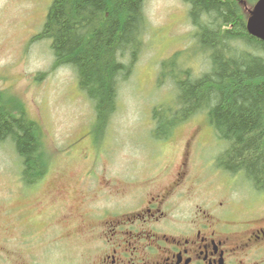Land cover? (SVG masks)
Returning <instances> with one entry per match:
<instances>
[{"label":"rangeland","instance_id":"rangeland-1","mask_svg":"<svg viewBox=\"0 0 264 264\" xmlns=\"http://www.w3.org/2000/svg\"><path fill=\"white\" fill-rule=\"evenodd\" d=\"M52 1L0 0V89L20 98L28 115L42 126L53 161L48 179L53 180L56 193L49 191L50 181L38 192L21 181L22 160L15 144L9 139L0 142V264H24L23 260L31 264L33 252H37L40 264H65V241L52 236L49 242L38 244L34 234L47 227L43 219H62L66 211L77 218L78 207L87 210L89 199L84 204L81 198L84 188L80 175L84 170L100 168L99 186L113 184L121 192L113 200L100 199V193H95L93 205L117 207L118 212L135 211L145 205L152 191L175 180L187 144L195 137L199 141L190 149L188 172L180 183L183 195L176 197L174 216L193 217L199 206L208 208L210 203L223 201L231 204L235 219H264V192L255 194L244 172L229 173L231 177L216 166L228 141L218 137L207 115L191 117L173 130L170 140L161 142L153 133V108L167 109L176 99L178 89L171 77L178 75L177 70L184 66L197 77L209 68L208 53L196 39L184 0H144L147 27L141 35L140 53L129 77L120 82L117 108L104 132L96 130L94 103L80 89L74 67L56 64L50 38H33L42 31ZM241 8L246 11L245 5ZM178 52L181 55L166 70L168 77L160 82L162 61ZM145 169L148 171L139 175ZM128 192L131 200L125 202L123 194L127 196ZM257 200L256 209L247 208L248 202L252 205ZM234 202L246 205V209ZM22 217L39 220L40 226L21 225L25 231L14 228L13 220ZM73 246L71 241L66 248L70 264L75 257L76 264H94L85 249L80 252ZM4 249L10 251L7 258Z\"/></svg>","mask_w":264,"mask_h":264},{"label":"trees","instance_id":"trees-1","mask_svg":"<svg viewBox=\"0 0 264 264\" xmlns=\"http://www.w3.org/2000/svg\"><path fill=\"white\" fill-rule=\"evenodd\" d=\"M185 1L209 68L197 77L184 66L177 70L171 77L178 89L176 99L167 109L153 108V132L167 138L203 113L218 137L228 141L218 165L244 172L253 185L263 187L264 40L248 32L237 0ZM143 5L144 0H53L42 31L34 37L50 38L56 64L74 67L80 89L94 103L98 131L107 128L117 108L120 82L129 77L140 53L147 27ZM180 55L162 61L160 82ZM43 134L24 102L0 90V142L9 139L15 144L27 184L44 178L51 166Z\"/></svg>","mask_w":264,"mask_h":264},{"label":"flooded vegetation","instance_id":"flooded-vegetation-1","mask_svg":"<svg viewBox=\"0 0 264 264\" xmlns=\"http://www.w3.org/2000/svg\"><path fill=\"white\" fill-rule=\"evenodd\" d=\"M186 4L190 5L188 2ZM169 137L165 141L170 140ZM195 138H191L187 144L184 156L178 165L180 169L175 173V180L157 192L152 191L145 205L135 211L118 212L117 207L110 209L105 205H93L95 201L92 202V199L95 193H100V199L113 200V197L121 192L115 190L113 184L99 186L102 181L100 168L91 167L84 170L80 175V183L84 188L81 198L84 204L89 199L87 210L85 211L83 206L78 207L77 218L66 211L62 219L55 217L57 221L52 217L41 220L47 227L42 233L34 234V241L38 244L49 242L52 236H59V240L65 241V264H68V261L70 264V254H66L69 249L66 248L71 241L77 251L81 252V248L85 249L89 258H94V264H264V219L253 220L255 217H249V220L235 219L231 214V211H234L233 207L223 201L210 203L208 208L205 204L199 206L193 217L182 214L179 217L174 216L177 212L176 197L183 195L180 192L182 188L180 183L188 172L189 152L199 141ZM84 156L85 159L89 158V154ZM221 168L224 174L232 177L229 173L233 172ZM145 171L148 169L138 173L143 175ZM49 177L50 169L43 179L36 180L31 186L32 191L41 190L43 183H49ZM51 181L49 191L56 194ZM93 185H96L94 191ZM251 187L255 194L260 195L264 192L262 189L264 186ZM250 191L248 190L247 193L250 194ZM62 193L65 195V189ZM129 193L127 196L123 194L125 202L131 200L128 198ZM100 199L98 202H101ZM259 202L257 200L252 205L248 202L247 208L256 209ZM238 206L246 209V205ZM212 211L217 212V215ZM241 212L243 216L246 215L245 212ZM27 224L29 227L33 225V228H37L40 226V221L25 217L13 220V227L21 231L25 229L20 226ZM70 227L72 230L67 231L66 229ZM85 240L87 243H84ZM4 250H6L4 256L7 258L10 251ZM37 255V252L32 253V258L29 259L31 264H40ZM74 260L78 258H73L72 264H76ZM22 262L27 264L24 260Z\"/></svg>","mask_w":264,"mask_h":264},{"label":"water","instance_id":"water-1","mask_svg":"<svg viewBox=\"0 0 264 264\" xmlns=\"http://www.w3.org/2000/svg\"><path fill=\"white\" fill-rule=\"evenodd\" d=\"M247 29L253 36L264 40V0H258L250 10Z\"/></svg>","mask_w":264,"mask_h":264},{"label":"bare ground","instance_id":"bare-ground-1","mask_svg":"<svg viewBox=\"0 0 264 264\" xmlns=\"http://www.w3.org/2000/svg\"><path fill=\"white\" fill-rule=\"evenodd\" d=\"M130 75V74H129Z\"/></svg>","mask_w":264,"mask_h":264}]
</instances>
